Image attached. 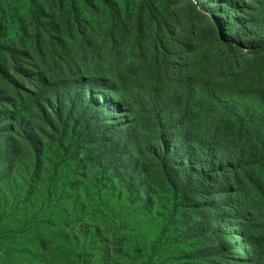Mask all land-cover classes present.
Returning a JSON list of instances; mask_svg holds the SVG:
<instances>
[{
    "label": "rangeland",
    "instance_id": "1",
    "mask_svg": "<svg viewBox=\"0 0 264 264\" xmlns=\"http://www.w3.org/2000/svg\"><path fill=\"white\" fill-rule=\"evenodd\" d=\"M40 22L56 28L67 52L84 51L81 26L103 58L109 53L116 56L113 79L119 97L95 88L93 97L100 110L89 111L104 120L111 113L108 123L134 119L127 101L145 100L156 84L149 74L170 60L173 73L193 77L201 101L219 98L218 93H228L232 86L264 90V0H0V49L8 41L18 48L25 40V50H47L27 41L40 33ZM166 31L174 32L172 38L166 37ZM74 33L77 41L72 39ZM152 49L159 53L158 63L149 53ZM88 64L96 63L90 59ZM213 84L221 86L217 89ZM164 99L174 115L187 110L194 123L206 116L196 100L172 82ZM86 119L81 123L87 124ZM59 136L54 132L47 138L48 161L37 198L13 206L3 180L0 199L7 209H0V264H206L200 258L205 241L192 239L185 210L171 217L169 185L156 181L151 191L145 190L147 199L136 186L118 182L113 170L95 165L101 153L81 128L66 138L63 147L57 144ZM88 150L96 151L87 154ZM75 152H81L82 162L73 159ZM144 153L156 157L158 150ZM29 159L26 156L23 162ZM5 168L0 163V176ZM161 170L157 160L156 165L149 164L146 176L158 180L163 177ZM216 229L219 235L225 233ZM230 254L242 259L236 252Z\"/></svg>",
    "mask_w": 264,
    "mask_h": 264
},
{
    "label": "trees",
    "instance_id": "2",
    "mask_svg": "<svg viewBox=\"0 0 264 264\" xmlns=\"http://www.w3.org/2000/svg\"><path fill=\"white\" fill-rule=\"evenodd\" d=\"M40 23V33L27 41L47 50H25V40L15 48L6 38L3 42L8 43L0 49V163L6 167L0 188L6 180L11 204L25 206L28 199L38 197L48 161L47 138L59 132L57 144L63 147L66 138L81 128L101 153L95 165L113 170L118 182L136 186L146 197L145 190L151 191L156 181L172 188L171 217L185 210L192 239L205 241L200 257L204 263L264 264V90L232 86L230 92L218 93L219 98L201 101L193 77L173 73L172 61L166 64L165 60L163 68L149 74L156 84L145 100L127 101L134 119L108 123L111 113L104 120L89 111L91 107L100 110L93 97L95 88L119 97L113 79L116 56L109 53L103 58L81 26L78 33L84 51L67 52L56 28ZM51 30L56 34L50 36ZM166 33L167 38L174 34ZM154 34L158 41L156 29ZM225 45L232 48L230 43ZM154 49L149 53L158 63L159 53ZM90 59L96 64L90 66ZM170 82L196 100V106L206 112L203 119L194 123L187 110L181 115L169 112L164 91ZM212 86L219 89L221 85ZM76 90L80 96H73ZM84 118L87 124L81 123ZM152 148L158 150L157 156L146 157L144 151ZM80 153L71 156L82 162ZM25 155L30 158L27 162H23ZM157 160L163 177L149 179L146 169ZM54 186L53 182L49 193ZM0 209H7L1 199ZM214 226L225 233L219 235ZM230 252L242 259L236 260Z\"/></svg>",
    "mask_w": 264,
    "mask_h": 264
}]
</instances>
